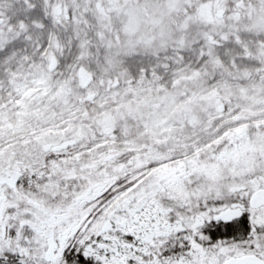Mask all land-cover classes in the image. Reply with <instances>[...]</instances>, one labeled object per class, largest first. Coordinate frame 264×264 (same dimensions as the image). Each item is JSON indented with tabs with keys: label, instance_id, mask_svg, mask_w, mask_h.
<instances>
[{
	"label": "snow or ice",
	"instance_id": "snow-or-ice-1",
	"mask_svg": "<svg viewBox=\"0 0 264 264\" xmlns=\"http://www.w3.org/2000/svg\"><path fill=\"white\" fill-rule=\"evenodd\" d=\"M0 264H264V0H0Z\"/></svg>",
	"mask_w": 264,
	"mask_h": 264
}]
</instances>
